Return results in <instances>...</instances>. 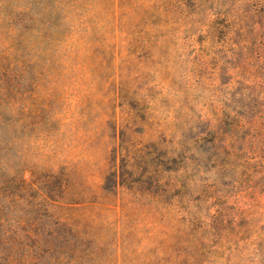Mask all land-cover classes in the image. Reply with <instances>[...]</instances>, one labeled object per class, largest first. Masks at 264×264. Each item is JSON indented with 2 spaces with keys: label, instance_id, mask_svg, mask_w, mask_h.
Returning a JSON list of instances; mask_svg holds the SVG:
<instances>
[{
  "label": "rangeland",
  "instance_id": "1",
  "mask_svg": "<svg viewBox=\"0 0 264 264\" xmlns=\"http://www.w3.org/2000/svg\"><path fill=\"white\" fill-rule=\"evenodd\" d=\"M0 264H264V0H0Z\"/></svg>",
  "mask_w": 264,
  "mask_h": 264
},
{
  "label": "trees",
  "instance_id": "2",
  "mask_svg": "<svg viewBox=\"0 0 264 264\" xmlns=\"http://www.w3.org/2000/svg\"><path fill=\"white\" fill-rule=\"evenodd\" d=\"M128 145V142H126V140L122 138L119 146H117V148H115V150L113 151L111 159V170L106 178V188L109 190H113L118 187L129 188L131 185V180H129L128 176H125V174L128 173V170L125 169L122 174L123 176H121V172L118 170L117 166L119 160L124 164L129 161L128 156L124 153L128 151Z\"/></svg>",
  "mask_w": 264,
  "mask_h": 264
}]
</instances>
